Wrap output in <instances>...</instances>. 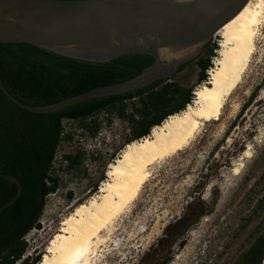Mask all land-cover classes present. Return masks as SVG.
Segmentation results:
<instances>
[{
  "label": "rangeland",
  "instance_id": "374dc122",
  "mask_svg": "<svg viewBox=\"0 0 264 264\" xmlns=\"http://www.w3.org/2000/svg\"><path fill=\"white\" fill-rule=\"evenodd\" d=\"M219 41L215 36L209 43L218 44L219 49ZM254 51L243 81L229 97L220 119L207 124L184 150L151 166L133 206L116 221L111 241L101 248L103 257L98 264H138L164 227L180 216L191 192L202 184V198L215 202L212 213L189 231L169 264H234L264 233V22ZM198 72L192 63L174 79L184 87H194ZM254 91V100L241 112ZM105 119L99 117L101 129L94 139L77 122H64L65 133H71L72 140L57 151L54 171L60 187L46 199L40 229L25 236V257H43L61 222L97 194L108 165L124 149L128 125L114 116L110 124ZM78 151L85 153L82 166L68 170L61 157ZM239 164L242 167L234 175Z\"/></svg>",
  "mask_w": 264,
  "mask_h": 264
},
{
  "label": "trees",
  "instance_id": "16d2710c",
  "mask_svg": "<svg viewBox=\"0 0 264 264\" xmlns=\"http://www.w3.org/2000/svg\"><path fill=\"white\" fill-rule=\"evenodd\" d=\"M217 45L205 46L192 63L199 68L197 84L184 87L174 78L157 81L143 89L123 95L92 99L47 114H34L10 102L0 91V210L18 193V186L4 176L15 178L22 187L20 197L0 212V264H38L41 254L25 257V236L40 229L46 199L60 187L54 164L62 143L72 140L64 122H77L90 139L97 137L99 117L114 116L128 125L124 145L148 137L169 117L180 114L192 103L194 89L207 81L206 71ZM154 62L149 55H126L106 63H90L66 58L28 44H0V80L19 102L46 107L98 87L128 81ZM177 73V74H178ZM254 91L242 111L254 100ZM85 153L78 151L61 157L68 170L82 166ZM104 180V177H101ZM264 180V173L261 176ZM202 185L190 194L180 216L169 222L160 238L141 257L138 264H169L174 250L184 244L189 231L212 213L215 202L202 198ZM257 206L260 209V204ZM264 233L237 257L234 264H263Z\"/></svg>",
  "mask_w": 264,
  "mask_h": 264
},
{
  "label": "water",
  "instance_id": "95a60500",
  "mask_svg": "<svg viewBox=\"0 0 264 264\" xmlns=\"http://www.w3.org/2000/svg\"><path fill=\"white\" fill-rule=\"evenodd\" d=\"M249 0H0V44L34 45L57 55L106 63L126 55H149L154 62L140 75L98 87L46 107L25 105L0 91L14 105L47 114L76 103L123 95L157 81H170L197 59L216 32ZM18 193L5 207L21 195ZM3 207L0 212L5 208Z\"/></svg>",
  "mask_w": 264,
  "mask_h": 264
},
{
  "label": "bare ground",
  "instance_id": "6f19581e",
  "mask_svg": "<svg viewBox=\"0 0 264 264\" xmlns=\"http://www.w3.org/2000/svg\"><path fill=\"white\" fill-rule=\"evenodd\" d=\"M263 22L264 0H249L216 32L218 58L208 70L206 83L193 91L192 103L153 128L148 137L124 147L108 165L97 194L61 222L38 264H98L101 248L111 241L116 221L133 206L151 166L184 150L207 124L220 119L243 81ZM241 167L233 174L238 175Z\"/></svg>",
  "mask_w": 264,
  "mask_h": 264
},
{
  "label": "built area",
  "instance_id": "2783aa9c",
  "mask_svg": "<svg viewBox=\"0 0 264 264\" xmlns=\"http://www.w3.org/2000/svg\"><path fill=\"white\" fill-rule=\"evenodd\" d=\"M213 53H214L215 56L211 58V61H210L211 62V67L214 66V62L218 58V44H217V49L214 50ZM211 67L208 70H210ZM208 70L206 71V75L208 74ZM207 80H208V75H207ZM204 83H206V82H203L202 84H204Z\"/></svg>",
  "mask_w": 264,
  "mask_h": 264
},
{
  "label": "flooded vegetation",
  "instance_id": "af4514ba",
  "mask_svg": "<svg viewBox=\"0 0 264 264\" xmlns=\"http://www.w3.org/2000/svg\"><path fill=\"white\" fill-rule=\"evenodd\" d=\"M208 44H209V43H208ZM208 44H207V45H208ZM204 48H205V47H204Z\"/></svg>",
  "mask_w": 264,
  "mask_h": 264
}]
</instances>
